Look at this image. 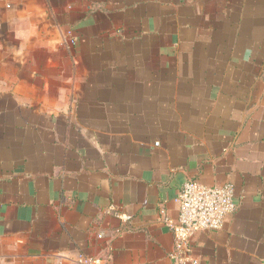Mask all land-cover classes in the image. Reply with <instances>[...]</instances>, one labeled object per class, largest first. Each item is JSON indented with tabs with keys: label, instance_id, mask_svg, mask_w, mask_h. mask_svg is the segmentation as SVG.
<instances>
[{
	"label": "crops",
	"instance_id": "crops-1",
	"mask_svg": "<svg viewBox=\"0 0 264 264\" xmlns=\"http://www.w3.org/2000/svg\"><path fill=\"white\" fill-rule=\"evenodd\" d=\"M189 180L264 264V0H0V264H169Z\"/></svg>",
	"mask_w": 264,
	"mask_h": 264
},
{
	"label": "built area",
	"instance_id": "built-area-1",
	"mask_svg": "<svg viewBox=\"0 0 264 264\" xmlns=\"http://www.w3.org/2000/svg\"><path fill=\"white\" fill-rule=\"evenodd\" d=\"M176 203V220H165L173 236V247L168 254L169 264H199L192 256L193 238L198 233L220 230L224 219L234 213L233 187L230 184L210 187L189 180L183 184ZM79 262L105 264L94 258H80Z\"/></svg>",
	"mask_w": 264,
	"mask_h": 264
}]
</instances>
